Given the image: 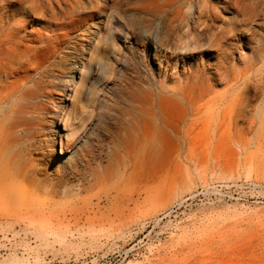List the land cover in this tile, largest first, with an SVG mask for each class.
Segmentation results:
<instances>
[{
	"label": "rangeland",
	"instance_id": "rangeland-1",
	"mask_svg": "<svg viewBox=\"0 0 264 264\" xmlns=\"http://www.w3.org/2000/svg\"><path fill=\"white\" fill-rule=\"evenodd\" d=\"M8 1L29 9L12 22L21 32L0 48L1 66L21 72L54 52V81L96 96L80 140L116 173L96 184L69 163L77 146L55 156L53 174L69 164L58 196L0 211V264H264V0ZM58 89L42 100L66 111L72 88ZM139 103L148 134L154 112L177 133L157 128L142 183L123 192Z\"/></svg>",
	"mask_w": 264,
	"mask_h": 264
},
{
	"label": "bare ground",
	"instance_id": "bare-ground-1",
	"mask_svg": "<svg viewBox=\"0 0 264 264\" xmlns=\"http://www.w3.org/2000/svg\"><path fill=\"white\" fill-rule=\"evenodd\" d=\"M2 1L10 2V5H7V15H0V48L17 43L21 32L20 25L12 22L15 21L18 14L29 9L25 7L15 10L10 7L15 2ZM24 1L27 0H17L19 3ZM60 44L63 45L61 42ZM46 48V46H41L39 50L45 51ZM54 55V52L45 54L43 52L40 65L21 63L17 70L25 66L27 69L21 72H15V70L8 72L6 70H9V67H14L16 63H12V66L2 67L3 59H1L0 53V211L32 210L33 199L46 196L57 197L59 189L65 183L63 174L66 173L69 164L56 167L59 171L53 174L55 169L53 161L55 156L64 154L66 150L74 146H77V149L69 162L70 164H79L82 168L89 170V176L96 184L103 185L104 183L108 186L114 179L116 173H114L115 165H112L114 159L111 160L112 158L106 155L103 165L100 161L102 154L98 150L99 147L94 145L91 140H87L85 143L80 140L82 130L92 114V104L96 96L90 93L89 101H85L87 92H84L83 87L72 83L67 84L72 88V95L71 103L66 111L61 106L56 110H50L47 103L42 100L45 95H50L48 90L50 88H61L58 91H66L67 85L65 86L64 83L59 85L54 81L60 78L54 75L55 65L58 67L62 65V61H58L57 64L52 61L56 58ZM15 73L18 76L22 75L18 77L19 80L11 81V76ZM74 73H76V69L71 74ZM85 75V66L81 63L80 76L85 79ZM86 89H90L88 84ZM143 108V105L139 103L137 119L125 130L127 136L124 139L123 149L125 151L124 158H126L123 165L124 173L118 177L119 181L116 182L120 185L118 188L123 192L128 190L130 182L134 178L138 179V184L142 183L144 166L148 159V147L156 149L161 144L159 139L161 132L159 134L157 128L162 131L161 128L165 124V120L164 124L160 126L161 118L156 112L152 113L153 118L150 124L154 121L155 130L148 134L147 130L150 128L146 129V124H149L150 120L146 122ZM58 121L64 131L63 138L59 141L61 130L57 126ZM174 122L176 121L174 120ZM166 124L169 128L166 129L170 130V133L171 131L176 132V123L171 125L166 122ZM165 132L167 133V131ZM58 144L61 146L60 153L56 150ZM96 162L102 165L98 166Z\"/></svg>",
	"mask_w": 264,
	"mask_h": 264
}]
</instances>
